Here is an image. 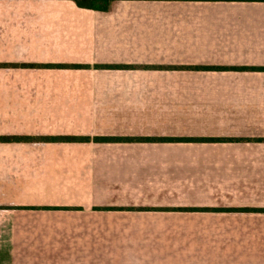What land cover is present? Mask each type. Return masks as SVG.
<instances>
[{
    "label": "crops",
    "instance_id": "1",
    "mask_svg": "<svg viewBox=\"0 0 264 264\" xmlns=\"http://www.w3.org/2000/svg\"><path fill=\"white\" fill-rule=\"evenodd\" d=\"M0 1L5 33L9 13L45 34L0 44V63L28 62L29 96L52 98L28 112L43 147L0 170V241L60 250L52 264H264V2ZM63 136L90 140L40 139ZM36 189L51 200L17 199Z\"/></svg>",
    "mask_w": 264,
    "mask_h": 264
},
{
    "label": "rangeland",
    "instance_id": "2",
    "mask_svg": "<svg viewBox=\"0 0 264 264\" xmlns=\"http://www.w3.org/2000/svg\"><path fill=\"white\" fill-rule=\"evenodd\" d=\"M1 3L2 1H0V4ZM1 12L2 10H0V13ZM9 12H11V10H9ZM8 14L9 13H6L5 16L11 20L9 22L10 24L16 21L14 24L16 26L19 21L23 22L22 25H17L18 30L16 32L9 31L5 33L3 29L0 28V44L5 43L6 41L13 42L14 40L21 43L24 42V44H26L28 39L30 40L34 38V36L38 39H40L39 36L41 35L45 36V34L40 32L30 33L28 30H25L23 24L27 26L30 24V30L36 32L34 28V25L36 26V22L34 24L30 22L28 23L30 18L19 17L20 19H18L13 17L12 14ZM2 18L3 16L0 15V24L2 22ZM67 20H69V23H64L63 26H61L62 30H71L72 27H78V30L74 32V35L80 36L81 39H85L87 33L89 32L87 20L83 17L76 16L69 17ZM15 26L12 27L15 29ZM19 57L20 56H18V58ZM40 67L43 68V65ZM31 68L34 67L28 62H22L21 58L18 59L17 62L0 63V136H28V125L30 121L28 118L29 109L32 105H37V107L40 108L52 101V98L29 96L28 89L33 88L32 80L28 75L31 72ZM7 143L9 142H0V170L7 168L22 169L26 167L28 161H26L23 157H27L28 154H30V152H32V150L36 147H43L31 146L27 142ZM2 179L4 178L0 177V181ZM33 193L34 194L30 197L26 195L27 193L24 194L25 196L17 194V199L33 201L35 196L36 198L34 200L38 203L51 200L52 195L45 193L42 190L36 189ZM29 208L35 212L49 209L46 205H33L29 206ZM5 210L6 209L2 206V204H0V218L3 216ZM38 217L39 216L37 214L30 217V219L36 221ZM9 230L10 228L6 225L0 227V232H7ZM38 243L40 242H33V244ZM27 245L29 244L24 242L21 244H14L3 243L0 241V264H52L55 262L54 258L56 254L60 252L59 250L57 252L48 253L46 256H42L45 252L41 248L37 247V245L34 246L33 250L28 249Z\"/></svg>",
    "mask_w": 264,
    "mask_h": 264
},
{
    "label": "trees",
    "instance_id": "3",
    "mask_svg": "<svg viewBox=\"0 0 264 264\" xmlns=\"http://www.w3.org/2000/svg\"><path fill=\"white\" fill-rule=\"evenodd\" d=\"M76 4L79 8L106 11L108 8V4L112 1H120V0H71ZM142 1H156V0H142ZM159 1H243V2H264V0H159ZM30 67V66H28ZM60 67V66H55ZM76 67V66H75ZM33 138L31 137H23V136H0V142H30ZM42 141L49 142H83L89 141L90 139L87 137L80 138L74 136H63V137H42L40 138ZM215 139L211 138H202V139H193V138H119V137H94L93 141L95 142H189V141H213Z\"/></svg>",
    "mask_w": 264,
    "mask_h": 264
}]
</instances>
